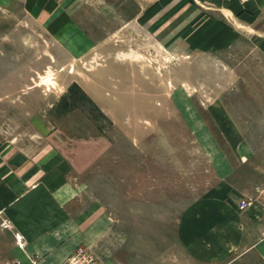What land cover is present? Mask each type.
Segmentation results:
<instances>
[{"label": "rangeland", "instance_id": "rangeland-1", "mask_svg": "<svg viewBox=\"0 0 264 264\" xmlns=\"http://www.w3.org/2000/svg\"><path fill=\"white\" fill-rule=\"evenodd\" d=\"M113 1L0 0V150L47 167L62 264H194L178 235L212 192L264 206V31Z\"/></svg>", "mask_w": 264, "mask_h": 264}, {"label": "crops", "instance_id": "crops-1", "mask_svg": "<svg viewBox=\"0 0 264 264\" xmlns=\"http://www.w3.org/2000/svg\"><path fill=\"white\" fill-rule=\"evenodd\" d=\"M112 10L128 12V20L147 11V22L160 20V26L200 18L223 28L264 31V0H114ZM27 159L19 149L0 150V264H62L77 245L68 238L73 227L58 224L47 167ZM232 192L231 198L212 192L210 210L180 229V245L192 263L264 264V206L250 201L242 209L241 199L248 198Z\"/></svg>", "mask_w": 264, "mask_h": 264}, {"label": "built area", "instance_id": "built-area-1", "mask_svg": "<svg viewBox=\"0 0 264 264\" xmlns=\"http://www.w3.org/2000/svg\"><path fill=\"white\" fill-rule=\"evenodd\" d=\"M240 208H245L250 205V201L248 199H241ZM90 254L88 251L84 250L83 247H79L75 250L73 255L69 258V264H83L86 261H89ZM91 258V257H90Z\"/></svg>", "mask_w": 264, "mask_h": 264}]
</instances>
